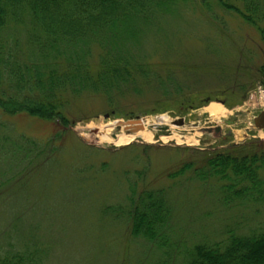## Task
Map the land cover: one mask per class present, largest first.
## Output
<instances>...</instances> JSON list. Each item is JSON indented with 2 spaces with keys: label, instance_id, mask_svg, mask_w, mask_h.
<instances>
[{
  "label": "trees",
  "instance_id": "obj_1",
  "mask_svg": "<svg viewBox=\"0 0 264 264\" xmlns=\"http://www.w3.org/2000/svg\"><path fill=\"white\" fill-rule=\"evenodd\" d=\"M235 1L0 0V110L42 120L68 136L78 122L71 123L69 115L79 118L75 110L70 112V105L84 99L115 105L130 93L139 94L136 78L147 79L148 74L154 78L150 61L161 57L163 48L165 61L177 54L179 37L194 43L203 36H188L192 28L206 36L211 30L236 33L244 28L237 19L258 34L264 48V0ZM185 14L190 16L188 22ZM162 30L164 44L153 41ZM204 50L206 55L219 56L216 47ZM151 53L156 56L151 58ZM253 54L264 59L261 50ZM233 68L235 73L243 70L235 62ZM258 70L264 86V63ZM88 119L85 116L79 122ZM6 131V127L0 129V203L13 208L21 195L3 188L33 168L46 173V166L57 163L56 145L54 141L42 147L12 140ZM175 152L174 158L164 157V164L154 161L155 154L148 157L146 170H120L124 181L136 179L128 188L126 204L110 207L107 213L127 221L130 240L162 252L186 248L180 264H264V224L250 221L240 229H229L217 242H199L191 248L172 244L169 230L174 208L171 190L181 183L192 186L189 192L199 197L217 198L215 205L227 211L258 213L264 206V141H248L219 152L187 148ZM44 155L54 160L43 159ZM106 167L101 165L102 170ZM26 204L33 212L34 204ZM19 218L0 229V264H44L47 250L40 249L32 234L16 229Z\"/></svg>",
  "mask_w": 264,
  "mask_h": 264
},
{
  "label": "rangeland",
  "instance_id": "obj_2",
  "mask_svg": "<svg viewBox=\"0 0 264 264\" xmlns=\"http://www.w3.org/2000/svg\"><path fill=\"white\" fill-rule=\"evenodd\" d=\"M226 1L231 4L230 0ZM183 19L188 22L190 16L185 14ZM202 22L198 24H204ZM236 22L244 28L223 34L211 30L207 34L209 38L205 32L201 34L191 27L188 36H203L194 43L179 37L177 54L165 61L163 48L162 56L150 61L154 78L150 74L147 79L136 78L135 88L139 94L130 93L115 105L101 100L75 101L68 109L75 110L79 118L69 115L71 123L78 122L68 136L65 132L56 133V126L42 120L26 114L6 115L0 110V129L6 127L12 140L22 139V142L42 147L54 141L53 156L57 160L56 164L45 167L46 173L33 168L32 173L16 176L14 182L3 188V192L18 190L22 198L13 208L0 203V229L11 225L14 217H20L16 220V229L21 234H32L41 243L40 249L47 250L44 264H180L186 248L162 252L141 241L130 240L127 221L107 211L126 204L128 188L136 179L131 177L124 181L120 170H146L148 157L156 155L154 161L164 164V157L176 156V148L219 152L248 141H264L252 126L264 98L257 97L254 103L248 98L246 102L253 90H264L258 70L264 59L253 54L255 50L264 53V48L250 26L237 19ZM153 41L164 44V30L157 33ZM206 47H216L219 56L206 55ZM149 56L154 58L156 53ZM171 60L172 64H168ZM234 62L243 69L241 72L235 73ZM162 91L167 94L163 96ZM210 104L223 109L217 119L209 117ZM243 104L252 107H243ZM261 109L264 110V106ZM85 116L89 119L79 122ZM162 119L168 123H160ZM177 119H183L182 128L172 124ZM135 120L158 121L151 142L137 139L130 145L117 147L97 140L110 125ZM207 128L211 132H202ZM215 128H219V134L214 133ZM108 134L115 139L113 136L118 130L114 128ZM175 136L188 139L179 140ZM149 146L153 149H148ZM50 155H44L43 159H52ZM102 164H107L105 170ZM189 189L192 186L181 183L171 190L172 244L181 243L191 248L199 242H217L229 229H240L250 221L252 225L264 224V206L258 213L227 211L215 205L217 198L199 197ZM27 202L34 204L33 212Z\"/></svg>",
  "mask_w": 264,
  "mask_h": 264
},
{
  "label": "bare ground",
  "instance_id": "obj_3",
  "mask_svg": "<svg viewBox=\"0 0 264 264\" xmlns=\"http://www.w3.org/2000/svg\"><path fill=\"white\" fill-rule=\"evenodd\" d=\"M207 112L209 113V117L213 118V119H217L219 114H222L223 109L220 106H217L215 104H210V106L207 108ZM160 123H168V121L166 119H162L161 121L159 120ZM162 124V125H163ZM157 125H159L158 121L152 122V121H147L144 122L142 124L143 129L141 131H137V132H126L124 131V125L120 124V122L115 123L114 125H110L105 131L104 134L100 135L99 138H97V140L100 142H105L117 147H121V146H127L130 145L131 143H133L135 140L140 139L144 142H151L153 139V131L155 129V127H157ZM116 126H120L121 127V131L119 132V134L115 137V139H111L109 136V132L112 131V129H114ZM260 132V137L264 139V130L259 131ZM177 137V136H175ZM174 138V136L172 137ZM177 139L181 140V139H188L186 137H177ZM190 140V139H189ZM188 140V141H189Z\"/></svg>",
  "mask_w": 264,
  "mask_h": 264
},
{
  "label": "water",
  "instance_id": "obj_4",
  "mask_svg": "<svg viewBox=\"0 0 264 264\" xmlns=\"http://www.w3.org/2000/svg\"><path fill=\"white\" fill-rule=\"evenodd\" d=\"M134 123H136V124L135 125H128L124 129V131L132 133V132H136V131H141L143 129V127H142V125H141V123L139 121H136ZM252 123H253V127L256 130H258V131L264 130V112H261L256 117H254ZM172 124L175 125V126L181 127V126H183V119H179L177 121H174ZM214 130H215L214 133H218L219 134V131H220L219 128H215ZM209 131H210V129L207 128V130H203L202 132L207 133Z\"/></svg>",
  "mask_w": 264,
  "mask_h": 264
},
{
  "label": "built area",
  "instance_id": "obj_5",
  "mask_svg": "<svg viewBox=\"0 0 264 264\" xmlns=\"http://www.w3.org/2000/svg\"><path fill=\"white\" fill-rule=\"evenodd\" d=\"M257 97H260V98H264V91L263 90H261V89H258V90H256V91H253L251 94H250V96H249V100L250 101H252V103H254V101H255V99L257 98ZM264 103V102H263ZM250 107H252V105H249ZM263 106L264 105H261V108H263ZM260 108V109H261Z\"/></svg>",
  "mask_w": 264,
  "mask_h": 264
}]
</instances>
